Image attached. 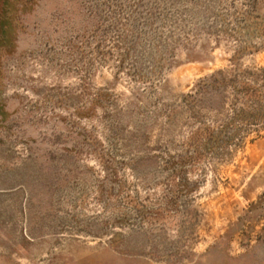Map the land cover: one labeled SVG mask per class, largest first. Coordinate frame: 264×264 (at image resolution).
Listing matches in <instances>:
<instances>
[{
  "label": "rangeland",
  "instance_id": "obj_1",
  "mask_svg": "<svg viewBox=\"0 0 264 264\" xmlns=\"http://www.w3.org/2000/svg\"><path fill=\"white\" fill-rule=\"evenodd\" d=\"M246 86L264 0H0V264H264Z\"/></svg>",
  "mask_w": 264,
  "mask_h": 264
},
{
  "label": "trees",
  "instance_id": "obj_2",
  "mask_svg": "<svg viewBox=\"0 0 264 264\" xmlns=\"http://www.w3.org/2000/svg\"><path fill=\"white\" fill-rule=\"evenodd\" d=\"M252 93L247 89V86L243 89V94L247 97V100L243 105L244 109H241L237 114V118L242 122L249 121L253 122L251 124L264 125V95L258 90H254Z\"/></svg>",
  "mask_w": 264,
  "mask_h": 264
}]
</instances>
